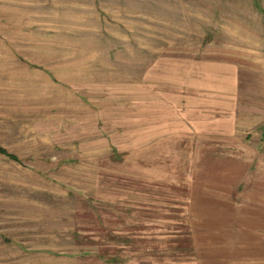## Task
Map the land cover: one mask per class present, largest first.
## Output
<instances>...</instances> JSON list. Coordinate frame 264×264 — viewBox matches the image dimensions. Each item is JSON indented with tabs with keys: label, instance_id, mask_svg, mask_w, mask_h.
I'll use <instances>...</instances> for the list:
<instances>
[{
	"label": "rangeland",
	"instance_id": "374dc122",
	"mask_svg": "<svg viewBox=\"0 0 264 264\" xmlns=\"http://www.w3.org/2000/svg\"><path fill=\"white\" fill-rule=\"evenodd\" d=\"M171 56L264 86V0H0V264H264L246 176L222 202L215 146L152 103Z\"/></svg>",
	"mask_w": 264,
	"mask_h": 264
},
{
	"label": "crops",
	"instance_id": "0c3cea01",
	"mask_svg": "<svg viewBox=\"0 0 264 264\" xmlns=\"http://www.w3.org/2000/svg\"><path fill=\"white\" fill-rule=\"evenodd\" d=\"M167 58L170 64L158 70L160 73L154 72L165 78L151 80L152 103L157 100L160 109L163 104L167 108L165 116L160 110L159 118L175 119L173 133L189 135L198 146H215L216 173L225 174L222 183L217 182L215 187L223 191L222 202L230 198L226 191L235 192L238 187L227 186L225 181L234 179L236 174L246 176L238 183L243 187L236 203L238 218H253L247 222L248 233L251 229L264 231V86L252 82L258 76L255 77L257 70L245 76L234 60ZM248 90L251 96L254 90L260 92V100L248 98ZM258 128L262 129L259 136L255 134ZM248 131L255 134L250 140L252 146L243 139L242 132ZM233 219L219 218L221 229Z\"/></svg>",
	"mask_w": 264,
	"mask_h": 264
}]
</instances>
